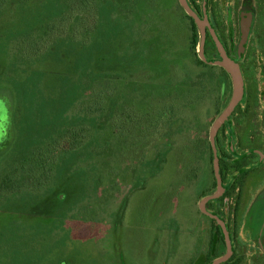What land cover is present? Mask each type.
<instances>
[{
    "label": "rangeland",
    "instance_id": "rangeland-1",
    "mask_svg": "<svg viewBox=\"0 0 264 264\" xmlns=\"http://www.w3.org/2000/svg\"><path fill=\"white\" fill-rule=\"evenodd\" d=\"M197 33L194 49L178 0H0V181L36 144L88 133L49 189L0 192V264H209L226 253L199 205L216 192L210 132L233 82L207 65L214 48L200 59ZM256 120L249 132L234 113L220 130L226 191L238 186L209 207L247 261L264 226V180L250 177L264 164Z\"/></svg>",
    "mask_w": 264,
    "mask_h": 264
},
{
    "label": "flooded vegetation",
    "instance_id": "flooded-vegetation-1",
    "mask_svg": "<svg viewBox=\"0 0 264 264\" xmlns=\"http://www.w3.org/2000/svg\"><path fill=\"white\" fill-rule=\"evenodd\" d=\"M188 2L191 8L200 16L201 20L210 24L228 57L235 63H237L236 59L241 60V64H237L242 72L245 93L239 106L243 102L246 105L241 108L238 106L234 113L237 121L241 123L247 117V131L250 132L253 129V123L257 122L256 119L261 118L264 121V79H261V75H264V69L261 67L262 64L264 65V0H200L199 7L195 6V0H188ZM244 27L248 28V34L244 42L245 44L241 48ZM201 32L200 42L205 37V56H208L211 49L214 48L218 56L217 61H220L221 56L213 40L210 28L205 26L204 33L203 31ZM237 43L238 45L234 51L232 44ZM258 59L263 60V63H258ZM244 65H248L249 69L244 68ZM219 68L226 72L222 67ZM241 110L243 111L240 112ZM257 154L260 155L259 151H257ZM260 157L264 159L263 156ZM251 170H253L251 178L255 177L259 182L264 180V164L253 167ZM238 193L239 200L241 194L240 188L238 189ZM250 207L245 210V213L250 211ZM262 224L264 225V220ZM253 229L255 230L256 228ZM258 235V243L250 244L253 252H251L248 261L244 260L242 258L244 254H239V251L233 246L234 252L228 262L232 264H244L246 261V264H264V226L259 229ZM236 239H238V236H236ZM232 240L234 241L233 237Z\"/></svg>",
    "mask_w": 264,
    "mask_h": 264
},
{
    "label": "trees",
    "instance_id": "trees-1",
    "mask_svg": "<svg viewBox=\"0 0 264 264\" xmlns=\"http://www.w3.org/2000/svg\"><path fill=\"white\" fill-rule=\"evenodd\" d=\"M72 1L73 0H67L69 5L72 3ZM192 23H193L192 46L194 49H197L198 47L197 27L193 21ZM212 63L213 62L210 61L207 65L212 66L213 65ZM222 71L225 72L224 70ZM109 91H110L109 87L103 83L100 87L99 92H97V95L100 96L101 101H104V99L109 97L110 94ZM86 96L88 98L87 93ZM90 100L87 99V101H85L84 104L89 105ZM87 135L88 133H86L84 128L71 127L61 133L56 134L55 136H52L50 139L38 145L36 144L30 150L21 153V155H19L14 159V161H12L9 171L0 181V192H3L5 190L11 193H15V192L17 193L23 190H29L31 192H34L36 190H41V191L46 190L49 187L48 185L50 184V182L55 178V174L62 166L64 159L69 154L72 153V151L76 146V143L82 142L83 139L85 140ZM220 165H221L222 178L225 184L227 180L226 171L228 166L224 163L222 158H220ZM243 166L244 165L242 163L235 165L238 171L241 170ZM237 186H238L237 183H235L231 187L230 191H226L225 195L216 201H223L226 197L234 194V192L237 189ZM213 202L214 201H211L207 205L208 211L210 204ZM213 214H216L219 217H221V215L217 213H213ZM221 218L225 221L223 217ZM211 220L219 230L220 227L218 226L217 222L213 219ZM229 263L230 262L226 264Z\"/></svg>",
    "mask_w": 264,
    "mask_h": 264
},
{
    "label": "water",
    "instance_id": "water-1",
    "mask_svg": "<svg viewBox=\"0 0 264 264\" xmlns=\"http://www.w3.org/2000/svg\"><path fill=\"white\" fill-rule=\"evenodd\" d=\"M178 1L180 3V6L187 13V15L192 19V21L196 24V26L200 28L201 31H203V33L205 31V26H208L210 28L211 34L213 36V40L221 56L220 61H215L212 64L225 69L233 82V96L231 102L224 110V112L215 121L210 132V143L213 152V170L216 179V192L213 195L204 198L199 205V208L203 214H205L206 216L210 217L211 219L217 222L218 226L221 228L224 234L227 245V251L225 255L215 259L211 264H224L232 258L234 252L231 233L229 231V228L227 227L226 222L218 215L209 212L207 210V205L211 201L219 200L226 193L225 184L221 174L220 155L217 148V137L222 127L229 121L230 117L233 115L236 108L239 106V104L242 102L244 98V93H245L244 80L239 65L228 57L223 46L216 37L215 32L210 27V24L208 22L201 20L200 16L191 8L188 0H178ZM243 34L244 35H243V42L241 43V48L244 46L245 44L244 42L247 38V34H248L247 27L243 28ZM199 57L202 60L205 58V37H203V39L200 42Z\"/></svg>",
    "mask_w": 264,
    "mask_h": 264
}]
</instances>
